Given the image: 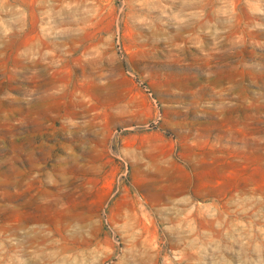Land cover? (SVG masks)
Here are the masks:
<instances>
[{
    "label": "rangeland",
    "instance_id": "obj_1",
    "mask_svg": "<svg viewBox=\"0 0 264 264\" xmlns=\"http://www.w3.org/2000/svg\"><path fill=\"white\" fill-rule=\"evenodd\" d=\"M0 264H264V0H0Z\"/></svg>",
    "mask_w": 264,
    "mask_h": 264
}]
</instances>
